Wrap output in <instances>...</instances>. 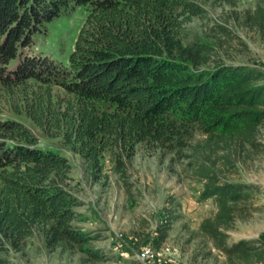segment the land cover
<instances>
[{"label":"trees","instance_id":"obj_1","mask_svg":"<svg viewBox=\"0 0 264 264\" xmlns=\"http://www.w3.org/2000/svg\"><path fill=\"white\" fill-rule=\"evenodd\" d=\"M78 8L86 17L67 64L32 52L46 23ZM203 11L197 0H0V264L34 235L49 249L102 257L74 223L79 200L63 148L80 155L97 180L105 153L123 172L138 144L183 148L199 132L223 150L256 145L264 71L211 66V42L185 41L186 21ZM247 21L264 33V4ZM25 121L60 146H43ZM197 175L200 199L216 204L200 231L231 264L262 262L264 238L228 242L250 187L222 182L214 162Z\"/></svg>","mask_w":264,"mask_h":264},{"label":"rangeland","instance_id":"obj_2","mask_svg":"<svg viewBox=\"0 0 264 264\" xmlns=\"http://www.w3.org/2000/svg\"><path fill=\"white\" fill-rule=\"evenodd\" d=\"M197 2L204 11L186 21L184 40L202 37L211 42V66L250 65L264 71V33L247 21V15L264 0ZM85 17L78 8L46 23L34 36L32 52L67 64ZM25 123L43 146H60ZM62 153L72 165L70 184L79 200L74 223L90 233V247L102 257L64 247L49 249L40 235H34L23 251L9 254V264H231L200 231L202 220L214 215L216 204L213 199H200L203 182L197 171L213 162L222 182L244 184L251 191L244 217H238L228 230V242L264 238V124L255 146L233 143L231 149L223 150L199 132L183 148L138 144L134 155L125 159L123 172L105 153L97 180L80 155L65 148ZM226 154L230 162L223 158ZM144 247L158 256L143 260ZM256 264H264V259Z\"/></svg>","mask_w":264,"mask_h":264},{"label":"bare ground","instance_id":"obj_3","mask_svg":"<svg viewBox=\"0 0 264 264\" xmlns=\"http://www.w3.org/2000/svg\"><path fill=\"white\" fill-rule=\"evenodd\" d=\"M158 255L153 251L150 247H144L140 253V257L144 260L145 257H153L156 258ZM152 262V261H151Z\"/></svg>","mask_w":264,"mask_h":264},{"label":"built area","instance_id":"obj_4","mask_svg":"<svg viewBox=\"0 0 264 264\" xmlns=\"http://www.w3.org/2000/svg\"><path fill=\"white\" fill-rule=\"evenodd\" d=\"M155 258L153 257H145V260H154Z\"/></svg>","mask_w":264,"mask_h":264}]
</instances>
